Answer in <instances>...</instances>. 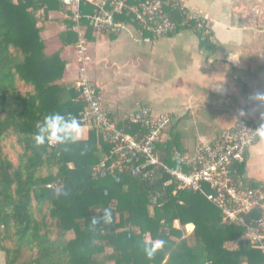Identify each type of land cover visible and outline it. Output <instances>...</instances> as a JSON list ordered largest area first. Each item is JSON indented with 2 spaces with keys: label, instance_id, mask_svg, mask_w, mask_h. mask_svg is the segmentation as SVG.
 <instances>
[{
  "label": "trees",
  "instance_id": "16d2710c",
  "mask_svg": "<svg viewBox=\"0 0 264 264\" xmlns=\"http://www.w3.org/2000/svg\"><path fill=\"white\" fill-rule=\"evenodd\" d=\"M165 12L175 24L169 38L189 31L207 57L215 53L205 21L178 6ZM56 13L64 15L65 31L59 35L61 47L47 54L41 32ZM93 35L89 28L86 40ZM76 41L60 0H0L4 264H264V256L243 240V227L226 222L203 196L179 189L168 177L150 180L127 172L117 179L94 177V169L112 148L95 131H89L85 141L35 146L36 123L46 115L71 114L80 121L83 105L76 87L61 83L66 63L60 53ZM119 127L136 136L146 131L128 120ZM8 143L12 157L5 153ZM176 147L174 142L157 145L169 166ZM53 183L56 187L48 189ZM105 208L111 209V223L100 220ZM187 225L194 227L189 234L184 232ZM156 239L165 245L148 259L144 243Z\"/></svg>",
  "mask_w": 264,
  "mask_h": 264
},
{
  "label": "crops",
  "instance_id": "0c3cea01",
  "mask_svg": "<svg viewBox=\"0 0 264 264\" xmlns=\"http://www.w3.org/2000/svg\"><path fill=\"white\" fill-rule=\"evenodd\" d=\"M180 5L206 22L216 48L213 55L207 57L189 31L147 44L125 34H94L87 41V76L102 109L119 124L141 108L148 109L149 122L167 115L170 122L161 145L174 142L191 156L241 118L264 124V101L255 99L264 94V0H180ZM51 23L41 33L45 52L46 40H57L47 43V54L61 47L59 35L65 31L64 21L55 28ZM60 57L66 63L61 83L75 86L79 74L74 46L63 48ZM82 129L80 141H85L89 130ZM236 176L242 184L264 190V137L248 149ZM186 228V234L193 231L192 225Z\"/></svg>",
  "mask_w": 264,
  "mask_h": 264
},
{
  "label": "built area",
  "instance_id": "2783aa9c",
  "mask_svg": "<svg viewBox=\"0 0 264 264\" xmlns=\"http://www.w3.org/2000/svg\"><path fill=\"white\" fill-rule=\"evenodd\" d=\"M60 3L69 14L77 37L74 53L79 78L75 87L77 100L83 105L80 123L112 146L94 169V177L117 179L124 172L150 180L168 177L167 182H175L179 189L203 196L226 222L243 227V240L264 256V190L242 184L235 169L244 163L248 149L260 137L254 132L259 126L241 118L213 141L200 144L191 156L172 150L169 166L157 151L169 117L160 115L149 122L148 109L141 108L127 120L144 125L146 131L132 136L102 109L97 88L87 76L90 58L85 35L89 28L94 34H125L131 38L137 35L138 43H152L174 32L175 24L165 10L172 6L182 9L180 0H60ZM144 169L148 170L143 172ZM55 187L54 183L47 186ZM156 199L154 196L153 202Z\"/></svg>",
  "mask_w": 264,
  "mask_h": 264
},
{
  "label": "clouds",
  "instance_id": "9594fccd",
  "mask_svg": "<svg viewBox=\"0 0 264 264\" xmlns=\"http://www.w3.org/2000/svg\"><path fill=\"white\" fill-rule=\"evenodd\" d=\"M255 99L264 101V94H257ZM36 133L34 134L35 146L48 144L54 146L57 144L76 143L83 137V129L80 121L71 114L52 113L46 115L42 121L36 123ZM258 136L264 137V124L254 131ZM59 194V193H58ZM100 220L104 223H111V209L105 208ZM98 220L94 217L92 225L95 226ZM165 245L162 239L146 240L144 243V253L148 259H151L155 253L161 250Z\"/></svg>",
  "mask_w": 264,
  "mask_h": 264
},
{
  "label": "rangeland",
  "instance_id": "374dc122",
  "mask_svg": "<svg viewBox=\"0 0 264 264\" xmlns=\"http://www.w3.org/2000/svg\"><path fill=\"white\" fill-rule=\"evenodd\" d=\"M39 15H40V17H41V13H39ZM64 15L63 14H51L50 15V20L49 21H51L52 23L51 24H49V25H52L54 28L56 27V25H55V23H58V24H61L62 23V21L64 20ZM48 22V21H47ZM41 33H43V32H41ZM41 36H42V38L44 37V34H41ZM134 37L136 38V39H138V36L137 35H134ZM47 43H49V44H51V45H53V44H57V40L55 39V38H51V39H47L46 40V53H50L51 52V48H49L48 47V45H47ZM11 144H12V142H11ZM5 153L6 154H8V155H10L11 157L13 156L12 155V151H11V149H10V144L8 143L7 144V147H6V149H5ZM43 176H45L46 174H47V172L46 171H43L42 173H41ZM178 226V225H177ZM193 227V226H192ZM193 229H194V227H193ZM186 230H187V228H186V226H185V228H184V232L186 233ZM0 264H4V255L3 254H0Z\"/></svg>",
  "mask_w": 264,
  "mask_h": 264
}]
</instances>
